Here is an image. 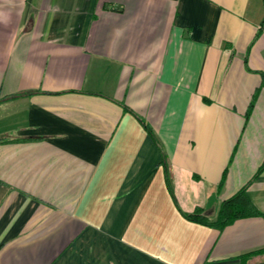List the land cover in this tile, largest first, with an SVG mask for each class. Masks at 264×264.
<instances>
[{
	"label": "crops",
	"instance_id": "1",
	"mask_svg": "<svg viewBox=\"0 0 264 264\" xmlns=\"http://www.w3.org/2000/svg\"><path fill=\"white\" fill-rule=\"evenodd\" d=\"M263 164L264 0H0V264L263 263Z\"/></svg>",
	"mask_w": 264,
	"mask_h": 264
},
{
	"label": "trees",
	"instance_id": "2",
	"mask_svg": "<svg viewBox=\"0 0 264 264\" xmlns=\"http://www.w3.org/2000/svg\"><path fill=\"white\" fill-rule=\"evenodd\" d=\"M264 170V164L258 169L253 179H256L258 175ZM252 179V180H253ZM246 187L237 192L234 196L223 201L219 211L215 218L208 219L202 213L201 209H196L191 214H182L183 217L193 223L200 224L206 227L216 229L218 231L224 230L226 227L234 224L238 220L250 219V218H262L264 214L261 213L253 203L248 199L246 195ZM264 254V249L248 253L247 257L253 255ZM244 264L245 261H244ZM260 264H264L260 263Z\"/></svg>",
	"mask_w": 264,
	"mask_h": 264
}]
</instances>
